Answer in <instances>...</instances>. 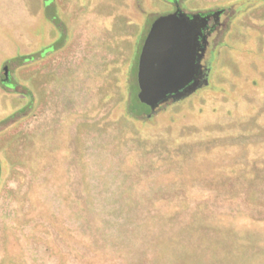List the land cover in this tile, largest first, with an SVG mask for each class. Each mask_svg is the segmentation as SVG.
<instances>
[{"label":"rangeland","instance_id":"374dc122","mask_svg":"<svg viewBox=\"0 0 264 264\" xmlns=\"http://www.w3.org/2000/svg\"><path fill=\"white\" fill-rule=\"evenodd\" d=\"M50 3L0 0V67L44 50L0 90V119L34 97L0 127V264H264V4L236 1L249 31L213 50L212 88L143 123L127 113L146 109L139 54L174 0ZM43 8L66 27L60 49L55 23L27 26Z\"/></svg>","mask_w":264,"mask_h":264},{"label":"water","instance_id":"95a60500","mask_svg":"<svg viewBox=\"0 0 264 264\" xmlns=\"http://www.w3.org/2000/svg\"><path fill=\"white\" fill-rule=\"evenodd\" d=\"M43 13L37 24L27 23L30 31H42L40 26L43 23V27L54 24L45 8ZM207 24V15L188 13L179 6L152 22L137 66V97L149 106L152 113L170 100H187L200 89L212 88L213 68L209 71V78H205L201 63L208 44L204 33ZM18 29L23 28H14ZM203 84L207 86L203 87Z\"/></svg>","mask_w":264,"mask_h":264},{"label":"flooded vegetation","instance_id":"af4514ba","mask_svg":"<svg viewBox=\"0 0 264 264\" xmlns=\"http://www.w3.org/2000/svg\"><path fill=\"white\" fill-rule=\"evenodd\" d=\"M136 1V0H135ZM238 0H234L232 4L223 5L219 7H215L212 9H209L207 11H202L203 15L208 16V24L207 27L204 29V33L207 36L208 44L207 49L205 51V54L203 56V59L201 61L203 65L204 70V77L209 78V71L211 69L212 65V58H213V50L222 43H225L224 41H227V35L228 34H248L249 31V18H247V13L251 9L248 6H241L240 8H237L238 5L236 3ZM252 0H242V2H250ZM258 5L264 4V0H253ZM260 3V4H259ZM175 9L177 6H179V1L174 0ZM180 7V6H179ZM50 17V16H49ZM250 18H254L252 16H249ZM51 18V17H50ZM52 21L55 19L51 18ZM56 27L59 29L61 34H59L58 40H55L53 43L49 44V47L53 44H56L58 41H61L64 38V30L59 24H55ZM253 28H258L259 33H264V24H257V26ZM150 29V28H149ZM215 41V42H214ZM58 50V49H57ZM43 49L36 50L35 53H31L30 55L26 56H20V57H12L7 60H5L0 67V90H2L4 93L14 94L17 90L20 89L19 86V80L18 77L16 78V73L14 72L12 66L16 62H18L22 58H31L36 57V59L39 60L43 53ZM50 53H47L45 56L49 55ZM44 56V57H45ZM43 57V58H44ZM138 84V82H137ZM137 86V85H136ZM207 86L203 84V87ZM139 91V89H138ZM137 91V93H138ZM172 101V100H170ZM169 101V102H170ZM181 102V101H180ZM176 103V102H175ZM178 103V102H177ZM130 107V108H129ZM128 109H131V112L127 110V113L131 115L132 118H137L141 120L143 123H149L152 120H154L157 112L162 107H159L156 112H151L149 106H146L145 110L135 111L134 104L131 101L130 106ZM133 113V114H132ZM134 118V119H135ZM13 119V116H5L2 119H0V127L6 126V128H10L13 124L16 123V121L13 122L12 125H8V123ZM148 121V122H147ZM8 125V126H7ZM6 128H4L6 130ZM1 173V168H0Z\"/></svg>","mask_w":264,"mask_h":264},{"label":"trees","instance_id":"16d2710c","mask_svg":"<svg viewBox=\"0 0 264 264\" xmlns=\"http://www.w3.org/2000/svg\"><path fill=\"white\" fill-rule=\"evenodd\" d=\"M44 1H47L48 3L49 2H51L50 4L51 5H53L54 7H56V0H43V2ZM46 7V9H47V13H49L50 11H49V5H47V6H45ZM54 9V8H53ZM54 12H55V9L53 10ZM50 16V15H49ZM54 19H55V21L53 20V22L55 23V24H59L62 28H63V30H64V38L61 40V41H59V48L58 49H60L61 47H63V45H64V43H65V40H66V34H67V31H66V27L64 26V24H63V21L61 20V18L60 17H58V18H55V17H53ZM52 20V19H51ZM26 56V55H25ZM25 59H27V58H25ZM24 89V88H23ZM137 89H139V87H138V84H137ZM30 93H32L31 91H30ZM135 99H136V101H138V102H140L139 101V99H138V97L137 96H135ZM133 101V100H132ZM33 106H34V97H31V102L29 103V105H28V107L26 106V107H22V108H20L18 111H16L15 113L16 114H21V115H19L18 117L19 118H17V120L18 119H20V118H23V117H25L26 116V113H27V108H29L30 109V111L32 110V108H33ZM147 106V105H146ZM139 112H140V110H138ZM18 112H20V113H18ZM16 114H14V115H16ZM13 115V116H14ZM13 120V119H12ZM16 119L14 120V121H17Z\"/></svg>","mask_w":264,"mask_h":264}]
</instances>
